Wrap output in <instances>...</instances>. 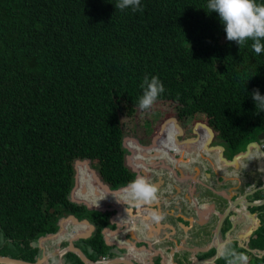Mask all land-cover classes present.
<instances>
[{"label": "trees", "instance_id": "1", "mask_svg": "<svg viewBox=\"0 0 264 264\" xmlns=\"http://www.w3.org/2000/svg\"><path fill=\"white\" fill-rule=\"evenodd\" d=\"M118 2L0 0V254L33 260L39 249L29 238L55 231L67 213L96 223L89 238L78 239L83 253L91 259L104 253L105 211L68 199L72 159L87 157L110 187L131 181L119 118L138 105L145 77L163 84L157 100H176L172 81L186 87L180 114L203 113L230 152L264 126V112L257 113L251 97L254 90L264 96V50L256 54L251 39L239 46L228 41L218 13H208V0H140L142 11L117 9ZM172 130L167 126L163 137ZM159 138L158 151L162 143L177 148ZM124 143L137 152L141 147ZM92 174L76 163L74 198L101 206L119 196ZM62 259L82 264L72 252ZM213 264L226 261L219 255Z\"/></svg>", "mask_w": 264, "mask_h": 264}, {"label": "flooded vegetation", "instance_id": "2", "mask_svg": "<svg viewBox=\"0 0 264 264\" xmlns=\"http://www.w3.org/2000/svg\"><path fill=\"white\" fill-rule=\"evenodd\" d=\"M203 122L211 131L210 136H212V138L209 139L208 142L211 144L218 143V140H216L215 138L216 130L209 126L206 120H204ZM177 123L180 129L179 133L176 135V137L178 138L193 135L192 133L194 131L198 132L199 134L202 132L204 133L205 130V127L200 123H197L196 125L193 124L194 121H192L190 125L182 122L179 123L178 121ZM153 126L154 125L151 124V128H153ZM169 127L175 130L171 125ZM208 128L206 129L207 132H209ZM263 129L264 126L260 129H257L254 133L253 139H255L256 134ZM148 131H146L145 137H147ZM201 136H204V134H201ZM170 137L172 138L171 134ZM260 142L262 144V146L260 147L264 149V138L260 140ZM220 143L222 144L223 148L219 150L224 157L230 158L231 154L236 152H230V147L227 144L223 142ZM190 147L191 146L189 145V148ZM239 150L244 151V148L242 147ZM216 152L217 149L213 148L211 151L208 150L207 152L192 150L187 152H173V154L168 153V155L154 158L152 160V165L154 167L151 165V158L148 154H142L140 156V160L143 161L145 165L144 167L148 170L145 178H147L150 183H152V181L154 180L158 181V184L154 185L158 190L157 202H159L160 205H162L163 203L161 200L162 195L158 193L161 186L164 187L163 191H166L164 193V196H171L172 198H174L170 201L171 207H168L166 210H164L165 208L162 207V210H164L162 216H165V218L160 220L161 223L165 224L166 222L167 225H170V228H173V230L176 231V233H178L179 231L180 237L183 236V239L186 240L187 244H189L188 242L193 243L192 238L194 236V233L190 232V229L187 228L183 230V226H186L188 222L187 220L184 221L181 215L184 214L186 216H189L191 214L192 207L190 204L185 207L184 202H180L178 199H175L177 196H181L182 198L188 199L189 201L191 200V198L199 200V198L203 196L202 194H204L205 191H209L210 187H214L219 191L223 190V192L225 193V195L220 198L222 202L225 198L229 197V199L234 200L235 198H237V196H241L242 194L247 200L254 201L255 199L264 198V187L262 189H259V187L261 186V180L260 182H255L253 184H249L248 182H246L248 176H251L253 179L260 178L261 172L264 167V158L255 159L252 152H247V154L240 159L238 167L240 168L241 163L244 162L243 167H245L242 170L244 174H246V178L242 179L243 177L240 176L241 180L239 184L228 189L223 185L229 180L228 172L231 171V167L229 165H220L219 163L216 164L214 161V154H216ZM259 160L261 162H258ZM158 176H161L162 182L158 180ZM101 181L107 184L103 180ZM243 181L244 185L243 187H241L240 183H243ZM167 185L168 187H166ZM107 186L109 188H114L110 187L108 184ZM244 186H246L247 188H245ZM117 192H119V196L116 198L111 196L113 197V201L110 200L106 204L107 210L94 209L100 211L101 213L105 211L106 219L110 226L109 239L102 255H109L110 257H121L122 255H126L127 259L132 261L134 264H209L207 262L201 261L196 262L193 257L198 259H207L212 255L214 251L211 246L195 252H192L191 249H187V247L175 249L173 247L179 246L178 237L175 238V246L173 245V247L171 248L169 246V244L171 243L169 238H173L175 236L174 231L172 233L165 234L160 229H158V231L154 232L153 234H145L143 227L145 224L144 219H148L149 215H151L152 218V213L157 207L156 203L151 206H144L138 210L133 209L131 213H125L126 206L123 203L117 202V199L119 197H123V192L122 190H119ZM174 192L180 195H175ZM238 199V203L241 204V200L239 197ZM236 205L238 204L235 202V206ZM246 206L248 208V211L251 212L255 217L252 219H254L256 225L253 228H249L250 230L247 231L248 226H246L247 224L245 223L243 226H241V230L236 232L238 233V235L235 233V231L231 232V234L234 236H232L233 240L230 242H232V245L236 248H233L235 251L243 252L248 255L249 260L252 259L251 264H264V251L262 253L259 252L260 249L264 248V234L262 236L259 235L261 230L264 231V214H262L264 212L262 211L264 209V202L259 204L256 203L253 205L248 204ZM234 213L232 215H234ZM227 214L229 215L230 211H227ZM241 214H243V212H241ZM167 217L169 218L166 219ZM84 218H86L88 222H90L93 226V230L90 233L91 235L94 233L96 223L90 217L84 216ZM131 218L134 222L132 227H130V222H128ZM177 222L182 226V230L178 227ZM148 223L150 224L151 229H154L156 227V220H154L153 218ZM260 226L262 227V229H259ZM85 228L86 227L84 226L77 232L85 230ZM255 230H257V232H255ZM99 232H101V227L99 228ZM90 235L82 238L87 239L90 237ZM101 238L104 240L102 232ZM146 238L149 241V244L145 241ZM248 238H250V240H248ZM44 239H42L41 241H44ZM78 239L79 238H76L74 240L72 239L71 242L77 245V248L83 253L82 249L84 248V246L83 244H81V240ZM75 241L79 243H76ZM35 242L37 243L36 240ZM161 242L164 245L168 244L167 248L162 249V251L155 250ZM201 242L202 241L197 240L194 243H198V246L202 248L206 244V242ZM230 242H226L225 244ZM192 246L194 245H191L190 247ZM215 258L213 259L211 264H213ZM45 261L47 264V258H45ZM112 264L125 263L119 260L114 261Z\"/></svg>", "mask_w": 264, "mask_h": 264}, {"label": "water", "instance_id": "3", "mask_svg": "<svg viewBox=\"0 0 264 264\" xmlns=\"http://www.w3.org/2000/svg\"><path fill=\"white\" fill-rule=\"evenodd\" d=\"M175 117L176 116L174 115L173 117H170L169 119H164L161 122L158 121V126H157L156 130L154 129L152 131V135L150 136V140H149L148 144L145 145V146L140 144L142 149H144L143 151H140L141 154H144L143 153L144 151L150 152L153 155H156L157 152H160L162 154V151L164 153L168 152L170 154H173V152H187V151H192V150L193 151L194 150H198V151H202V152L203 151L207 152L208 150L211 151L212 148H216L217 152H216V154H214L215 163L216 164L219 163L220 165H222V164L223 165H229L233 169V170L231 169V171H229V173H231V174L234 173L237 170V168L239 167L240 159L243 158L247 154V152H249V151L253 152V153H256L261 158H264V149H262L260 147V146H262L260 140H262L264 138V129L262 131H259L256 134V138L255 139L249 140V141L244 143V145H243L244 151L237 150L235 153L231 154L230 158H226V157H224L221 154V152L219 150V149L223 148L220 144L209 145L208 139L210 137L211 131L207 127L206 124L200 123L201 125H203L205 127V130H204L205 134H206V129L208 128L209 132H207V135H206L205 138H202V136H201V134H203V132L199 134L198 132H195V131L192 133L193 135H188V136L182 137V138H178V137H174L173 138V134L174 133L178 134L179 131H180L179 126L177 125V120H176ZM173 122L175 123V125H177L176 129L172 130L170 133H167V139H166V138L163 137V135L166 132L165 131V127L166 126L169 127L170 125L174 127ZM195 122L198 123V120L195 121ZM170 134L172 136V139L170 137ZM157 136H161L159 138L160 142L163 139H166V141H168L169 143H173L174 145H176L177 148L174 149V147H170L169 145H167L165 143H162L165 146V149L158 151L157 150V146H156V142H155ZM207 137H208V139H206ZM128 139L131 140V137L128 138ZM132 139H133V141L135 143H138L136 141V139H134V138H132ZM124 142H125L124 137H121V145L123 147H125V149L127 150V152L124 155V161H125V164L128 165L129 168L131 169V171L133 172V179H135L137 176H139L140 171H142L143 169L137 168L135 166L132 168L130 166V164L127 162L128 161V157L127 156H129V155L140 156V155L137 154V153H132V151H131L132 149L129 148ZM189 144L191 145L190 148H189ZM78 162L84 163L85 166L91 172H93V174H92L93 178H94L93 180L96 183H98L101 187H103V190L106 191V192L122 190L124 187L127 186V184L126 185L123 184V185H120V186H116L114 188H109L107 186V184L103 183L100 180V178H99L97 172L94 170V168L89 165V159L87 157H74L72 159V166H73L74 171H73V175H72V184H71V186L69 188V191H68V199L70 201H73V202H76V203L82 202L87 209H99V210L107 209L106 204L108 202L106 204H103V205L100 206V205H93L86 199L74 198L73 190H74L75 182H76V178H75L76 177V163H78ZM139 163L141 164V162H139ZM261 174H262V176L257 179V182H260V180H261V186L259 187V189H262L264 187V167H263V170H262ZM158 180L162 182L161 176L160 177L158 176ZM246 182H248L249 184L255 183L251 176L247 177ZM152 184L153 185H157L158 181L154 180V181H152ZM162 192L164 193V191H162ZM238 197L241 200V204H239L238 201H237ZM111 199L113 200V197H111ZM177 199L180 202L186 203V199L182 198L181 196H178ZM233 201H235L239 206L238 205L235 206V202H233ZM262 202H264V198L255 199L254 201L253 200H247L246 198H244L243 194L241 196H237V198H235L234 200L229 199V197L225 198L223 203H222V208H221L222 210L221 211H216V212H211V215L214 218V220L212 222H210V224H209V228H210V226L212 227V228H210L208 230L209 236H210V240H208V242H206V244L202 248H200L199 246H192V247L189 248V249H191L192 252H195V251H199L200 249H205L208 246H211L214 249L212 255L209 256L207 259H203V258L202 259H198V258L193 257V255H192L193 259L196 262H200L201 261V262H207V263L211 264L213 259L218 256L219 249H220L221 245L225 244L226 242H230V241L233 240L232 236H234V235H232L231 232H233L234 229H235V226L240 223L239 220L238 221H233L232 225L229 228L226 229V233L225 232L223 233V231H222L223 222L224 221H227V222L231 221L232 217H230V216H232V214L237 209L239 210L240 214H241V212H243V214L245 212L248 215H251L252 213L248 211V208H247L246 205H248V204L253 205V204H256V203L259 204V203H262ZM227 211H230L229 215L227 214ZM262 211H264V209ZM243 214H241V216H243ZM262 214H264V212ZM67 220L71 221L74 224L77 223V222H82L85 225H88V229L77 232L78 230H76L74 227L70 228V233H69L70 235L68 237H65L66 245L64 247H62L60 250H58L57 254L61 253L62 251L64 252L66 250H69V251L73 252L74 254H76V256L80 259L82 264H88V262H93V260H91L90 258L86 257L71 242L72 239L74 240L76 238L86 237V236L90 235V233L92 232V230H93L92 224L90 222H88V220L86 218H84V217H80L78 219L74 215H72L71 213H67L64 216H60L57 219V228H56V230L51 232V233H45L42 236H39L38 239L50 238L52 236H55L58 233H61L63 228H64V224L63 223H64V221L67 222ZM249 228L247 229V231L250 230ZM201 231L202 230L198 231L199 236H202V232ZM41 246L42 245H39L40 249H41ZM263 251H264V248L259 250L260 253H262ZM55 252L56 251L53 250L50 253L52 254V253H55ZM50 253H47V255H49ZM45 257H46V253H43L42 251L40 252L39 256L35 257L33 260H25V259H22V258H19V257L9 256L7 254H0V264H46ZM118 260L123 261L125 264H134L132 261H130L129 259H127V258H125L123 256L109 258V259H107L106 261H104V262H102L100 264H109V263H113L114 261H118ZM94 264H96V263H94Z\"/></svg>", "mask_w": 264, "mask_h": 264}, {"label": "clouds", "instance_id": "4", "mask_svg": "<svg viewBox=\"0 0 264 264\" xmlns=\"http://www.w3.org/2000/svg\"><path fill=\"white\" fill-rule=\"evenodd\" d=\"M129 7H131V9L133 11H138V10L142 11V8L140 7V0H119V2L115 5V8L120 9V10H124L125 8H129ZM207 8L209 10L208 13H211V12L218 13L219 20H220L221 24L223 25V29H224V32L226 34V39L228 41H234L239 46V45L244 44L246 40L251 39L253 41L251 47L256 54H260L262 52V50H264V44L261 43V40L264 39V4H258L256 2V0H208ZM141 87L144 89L143 95L139 98L138 105L132 106L133 110L135 109V107H137L139 110L149 109L153 105V103L157 100L158 96L164 92L163 84L155 76H153L150 81H149L148 77H145L143 80V83L141 84ZM251 97H252L253 101L255 102V104L259 106L260 111H258L257 113L264 112V96H262L258 90H254L251 93ZM164 118L166 119L167 116H165L161 119H158L156 121L161 122V120L162 119L164 120ZM176 120H177V118H176ZM204 120H206V119H204ZM198 123L205 124L204 122H202L200 120H198ZM193 124L196 125L197 123L194 121ZM177 125H178V123H177ZM157 126H158V123L156 125V128H157ZM203 134L206 137L207 130H206V134L205 133H203ZM176 135H177V133L174 134L173 138L176 137ZM204 136H202V138H205ZM215 136H217V135L215 134ZM121 137H123V136L121 135ZM211 138H212V136L209 137V139H211ZM134 139H136V141L139 143V145L142 144L137 139V137ZM209 139H208V141H209ZM217 139H218V137H217ZM127 140L128 139H126L125 141L127 142ZM131 141H133L132 138H131ZM220 142L218 141V143H216V144H220L222 146V144ZM120 144H121V141H120ZM147 144H142V145L145 146ZM158 145L156 143L157 149L159 147ZM209 145H214V144L209 143ZM123 148L125 149V147H123ZM132 148H134V147H132ZM138 150L139 151L137 152L136 149H132V153H137L141 156L142 154L140 151H143L144 149H142V147H139ZM194 151H198V150H194ZM126 152H127V150L125 149V153ZM125 153L123 154L124 164H125V161H124ZM143 153L148 154L151 158V161L156 157L168 155V152L164 153L163 151H162V154L160 152H157L156 155H153L152 153L146 152V151H144ZM253 154L256 155L257 158H261L256 153H253ZM140 156H132L131 155V158L132 159L136 158V160H137L135 167L143 169L145 165H144L143 161L140 160ZM139 162H141V164ZM126 166L131 171L129 166L128 165H126ZM94 170H95V168H94ZM146 171L148 172V170H146V169H143L142 171H140L139 176H137L135 179H133V176H132L131 181L126 183L127 186L122 189L123 197L122 196L119 197L117 199V202L123 203L126 206L125 207V213L126 212L131 213V211L133 209L138 210L144 206H151L158 201V195H157L158 190L152 183L149 182V180L147 178H145L146 173H147ZM141 173H143L144 176H141ZM229 175L231 176V174H229ZM126 184H124V185H126ZM121 198H122V200H121ZM61 216H64V215H61ZM152 218L156 221H160L161 219H163V216L159 215L155 211H153ZM128 222H130V227H132L133 223H134L133 219L131 218ZM68 224H70V227L67 226ZM72 225H74V223L67 220V222L64 223V228H63V231L61 233H65V234L69 233L70 228H72ZM105 231H108V232L110 231L109 223L107 225H103L101 227V232L103 233L104 240L101 238V232H99L100 238L106 246L108 239H109V233L105 232ZM48 233H51V232H48ZM105 233H106V236H105ZM42 235H39V236H42ZM39 236L30 237L28 240L29 245H36L39 249V254L42 251L43 253H46L45 258L53 256L58 264H62L63 263V259H62L63 254L65 252H71L69 250H66L64 252L62 251L61 253L57 254V251L66 245L65 238H60L56 242H51L49 240L50 243H56V245L52 248H49L46 251V248L42 245L44 243V241H41L42 239H38ZM45 239L48 240V239H51V237L45 238ZM35 240H38V242L36 243ZM62 241H64V244L61 243ZM39 245H42L41 249H40ZM73 245H75V244H73ZM75 246L77 247V245H75ZM53 250H55L56 252L51 254L50 252ZM47 253H50V255L47 256ZM39 254L37 256H39ZM219 255L221 258L225 259L226 264H249V257L247 254H245L243 252L235 251L228 244H222L221 245V247L219 249ZM122 256L127 258L126 255H122ZM109 258H112V257H110L109 255H101L96 259H91V258L90 259L93 260L94 263L100 264ZM109 264H112V263H109Z\"/></svg>", "mask_w": 264, "mask_h": 264}, {"label": "crops", "instance_id": "5", "mask_svg": "<svg viewBox=\"0 0 264 264\" xmlns=\"http://www.w3.org/2000/svg\"><path fill=\"white\" fill-rule=\"evenodd\" d=\"M253 157L255 159H258L257 156H255V155H253ZM130 162L134 166H136L137 160H136V158H134V159L130 158ZM258 162H261V161L259 160ZM151 165H152V161H151ZM243 165H244V162L241 163V167L238 168L234 173H232L231 176L229 175V180L224 183V185H223L224 187L226 186V188L230 189L231 187L237 186L239 184V182L241 180L240 176L243 177L242 179L246 178V174H244V172L242 170L245 167V166L243 167ZM143 169H146V168L144 167ZM141 176H144V174L141 173ZM261 176H262V174H261ZM253 180H254V182H257V179H253ZM243 185H244V181H243V183H240L241 187H243ZM166 187H168V185ZM244 187L247 188L246 186H244ZM163 190H164V187L161 186L160 190L158 192L160 195H162L161 200L163 203H162V205H160L159 202H156L157 207L154 209V211L159 215H162L164 210H166L168 207H171L170 201H168L169 200L168 198H170L171 196H164V193L166 191L163 193L162 192ZM174 194L180 195V194H177L175 192H174ZM202 195L203 196L201 198H199V200L191 198V200L189 201L188 199H186L187 201L185 203V207L188 206L189 204L191 205V207H192L191 214L189 216H186L184 214L181 215L183 220L184 221L187 220V222H188V224L186 226H183V230H185L187 228V229H190V232L194 233V236L192 238L193 242H196L197 240H202V242H206L207 240H210L208 230L212 227L210 226V228H209V224H210V222H212L214 220V218L211 215V212H216V211L222 210L221 208H222L223 202L221 201L220 198L223 197V195H225V193L223 192V190L219 191L214 187H210V190L205 191L204 194H202ZM177 197L175 199H177ZM162 207H164L165 209L162 210ZM230 217H232L231 221H229V222L224 221L223 233L224 232L226 233V229L232 225L233 221H238V220L240 221V223L235 226V229H234L235 233L238 232L239 230H241V226H243L245 223L247 224L246 226H248V228L249 227L253 228L256 225V222L254 221V219H252V218H254V216L252 214L248 215L247 213L244 212V216H241L238 209L235 211L234 215H232ZM164 218H165V216H163V219ZM168 218L169 217H167L166 219H168ZM151 219H152L151 215H149L148 219H144L145 224L143 227H144L145 234H153L154 232L158 231V229H160L165 234L172 233L174 231L175 236L173 238H169L171 241V243L169 244L170 248L173 247V245L175 246V244H176L175 238H177V237L179 238V246L173 247L175 249L185 248V247H187V249H189L191 245H194V246L199 245L198 243L187 244L186 240L183 239V236L180 237V232L178 231V233H176V231L173 230V228H170V225H167L166 222H165V224H166L165 225V224H162L161 221H156V223H155L156 227L154 229H151L150 224L148 223V222H150ZM177 225L182 230V228H181L182 226L178 222H177ZM199 230H202L201 231L202 236H199V234H198ZM236 234L238 235V233H236ZM145 241L149 244V241L147 240V238L145 239ZM167 245H164L161 242V243H159L157 248L156 249L154 248V249L158 250V251H162V249L167 248ZM202 246H203V244H202Z\"/></svg>", "mask_w": 264, "mask_h": 264}, {"label": "rangeland", "instance_id": "6", "mask_svg": "<svg viewBox=\"0 0 264 264\" xmlns=\"http://www.w3.org/2000/svg\"><path fill=\"white\" fill-rule=\"evenodd\" d=\"M170 89L172 91V96L176 100H172V99L156 100L149 109L139 110L137 107H135V109L131 112L130 115L126 116L123 114L120 116L119 121H120L122 136L124 137V140L130 137L131 138L137 137V139L142 144H147L150 140V136L152 135V131L156 129V124L158 123V121L156 120L161 119L165 116H167L166 119H169L170 117H173L175 115L179 123L182 122V123H186L187 125H190L192 121H197V120H200L202 122L204 121L205 116L201 112H193L190 115H186V116H183L182 114H180L178 107L181 106V104L183 103L182 102L183 100H180L179 97L184 92L186 93L188 92L186 90V87H184L183 85L179 83H176L175 81H172L170 83ZM151 124L154 125L153 128H151ZM146 131H148L147 137H145ZM215 138L216 140H218L217 136ZM91 162L93 163V160ZM228 174H231V173L228 172ZM168 199H169L168 201H171L174 198L170 197ZM223 225H224V222L222 224V228H223ZM67 226L70 227V224H68ZM255 232H257V230H255ZM49 240L51 239H48V240L44 239V243L42 244L46 248V251L49 248H52L56 245V243H50ZM36 241L38 242V240ZM198 241H202V240H198ZM75 242L79 243L77 241ZM188 243L191 244V242H188ZM55 262L56 260L53 256H50L47 258V264L49 263L54 264ZM249 263L250 264L252 263V259L249 260Z\"/></svg>", "mask_w": 264, "mask_h": 264}, {"label": "bare ground", "instance_id": "7", "mask_svg": "<svg viewBox=\"0 0 264 264\" xmlns=\"http://www.w3.org/2000/svg\"><path fill=\"white\" fill-rule=\"evenodd\" d=\"M185 195V194H184ZM74 226L77 228V230L81 229L80 224L75 223ZM54 264H58L57 262H55ZM88 264H94L93 262H88Z\"/></svg>", "mask_w": 264, "mask_h": 264}]
</instances>
